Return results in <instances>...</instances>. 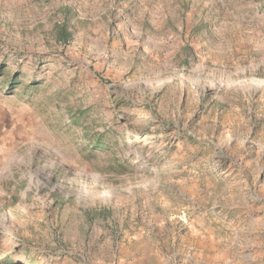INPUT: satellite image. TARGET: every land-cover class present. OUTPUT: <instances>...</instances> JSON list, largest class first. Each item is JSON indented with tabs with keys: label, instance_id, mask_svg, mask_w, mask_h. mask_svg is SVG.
I'll list each match as a JSON object with an SVG mask.
<instances>
[{
	"label": "rangeland",
	"instance_id": "obj_1",
	"mask_svg": "<svg viewBox=\"0 0 264 264\" xmlns=\"http://www.w3.org/2000/svg\"><path fill=\"white\" fill-rule=\"evenodd\" d=\"M0 264H264V0H0Z\"/></svg>",
	"mask_w": 264,
	"mask_h": 264
},
{
	"label": "bare ground",
	"instance_id": "obj_2",
	"mask_svg": "<svg viewBox=\"0 0 264 264\" xmlns=\"http://www.w3.org/2000/svg\"><path fill=\"white\" fill-rule=\"evenodd\" d=\"M135 137H137V136H135Z\"/></svg>",
	"mask_w": 264,
	"mask_h": 264
}]
</instances>
